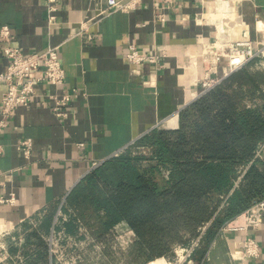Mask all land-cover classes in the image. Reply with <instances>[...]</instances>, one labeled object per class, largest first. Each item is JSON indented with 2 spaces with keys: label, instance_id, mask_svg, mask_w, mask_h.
Instances as JSON below:
<instances>
[{
  "label": "crops",
  "instance_id": "1",
  "mask_svg": "<svg viewBox=\"0 0 264 264\" xmlns=\"http://www.w3.org/2000/svg\"><path fill=\"white\" fill-rule=\"evenodd\" d=\"M227 2L241 23L231 37L249 39L253 46L264 39V0ZM219 3L142 0L136 8L98 14L105 0H56L51 12L47 0H0V25L9 26L11 44L24 51L57 45L65 70L60 85L38 83L35 98L44 103L18 105L0 134V172L12 168L9 178L0 173V195L15 192L13 204L0 202L1 226L16 230L38 214L46 218L94 162L156 126L178 125L179 110L199 92L202 47L215 40L227 20ZM49 13L55 15L52 22ZM129 43L164 53L156 62L131 63L124 57ZM2 45L0 38V71L8 61ZM63 88L76 94L66 113L58 115L50 108L49 93ZM2 89L0 83V95ZM24 137L32 139L29 158L16 147ZM248 232L259 243L258 256L233 259L230 252L245 232L219 229L206 251L195 250L187 264H264V212ZM163 258L144 264H164Z\"/></svg>",
  "mask_w": 264,
  "mask_h": 264
},
{
  "label": "trees",
  "instance_id": "2",
  "mask_svg": "<svg viewBox=\"0 0 264 264\" xmlns=\"http://www.w3.org/2000/svg\"><path fill=\"white\" fill-rule=\"evenodd\" d=\"M252 63L183 106L176 127L137 138L148 155L122 150L87 172L65 197L74 209L66 230L75 232L77 217L101 240L123 221L134 233L128 246L148 261L172 255L205 226L195 249L202 255L227 220L264 196V151L256 156L264 142V70Z\"/></svg>",
  "mask_w": 264,
  "mask_h": 264
},
{
  "label": "built area",
  "instance_id": "3",
  "mask_svg": "<svg viewBox=\"0 0 264 264\" xmlns=\"http://www.w3.org/2000/svg\"><path fill=\"white\" fill-rule=\"evenodd\" d=\"M142 3V0H105V5L99 10L98 14H105L113 9L129 10L136 8ZM57 7L56 0H47V9L49 12ZM54 14L49 13L47 18L49 22L54 19ZM83 23L80 29L85 27ZM0 38L3 40L2 50L7 57L8 61L6 67L0 71V83L3 84V89L0 95V134L3 128L8 124L10 115L14 112V109L18 105H26L35 100L38 103H44V99L36 97V85L38 83H46L49 85H60L65 80V70L62 65V61L58 52L57 45H48L46 48L34 51H24L20 46L11 44L10 42V28L7 24L0 25ZM164 52L145 51L141 46L135 43H129L127 49L124 52V57L131 63H139L144 60L156 62ZM264 54V39L256 42L253 46L251 40L242 39L238 36L218 37L210 43L205 44L201 50V58L203 61V73L196 80L198 84V95L204 91L210 89L214 85L220 82V80L232 70L244 65L256 56ZM221 62L224 63V69L222 73H218V66ZM76 94L75 90H69L63 88L61 92L49 93L51 99L50 108L58 115L66 113L65 106L71 100L73 95ZM197 95V96H198ZM196 96V97H197ZM16 147L20 150L21 154L25 158H29L32 152V139L30 137H24L18 140ZM264 142L258 145L256 156L263 157ZM3 150V144L0 141V152ZM122 149L115 151L112 155H117ZM94 162L93 166L100 163ZM245 168L241 170L235 183L241 178ZM0 173H4L6 178L12 174V168L4 169ZM61 199L57 211L54 215L49 231L46 233L40 232V235L48 242L49 253L56 252L59 245L58 241L63 237L66 238H90L89 230L84 226L83 222L79 218H75L77 229L74 233H67L64 222L69 220L71 216H74V212L62 211ZM0 202H7L13 204L15 202V192L9 191L8 195H0ZM264 212V196L254 199L251 204L244 210L234 215L227 220L220 229H233L242 230L245 232L244 236L237 241V246L230 252L233 259L244 260L249 257L258 256L260 253V246L254 235L250 234L248 230L250 228L257 227L263 217ZM42 220V214H38L37 217L31 218L28 222L32 225H39ZM61 226L56 229L55 226ZM205 226H202L200 233L193 237L187 244H176L173 247V253L167 256V264H187L191 262L194 250L200 245L201 236ZM14 229L7 228L0 225V253H4L0 256V261L4 258H8L10 253L8 251L9 245L6 240L2 239L3 236H11L12 238ZM122 231H118L115 237L118 240L117 247L122 248ZM133 231L131 228L126 230V238L123 240L124 246H127L133 239ZM95 238V237H94ZM20 241L23 238H19ZM81 240V239H80ZM63 248H60L62 250ZM20 250L17 249V253L10 255V257H19ZM57 256L54 263L56 264ZM21 264H24V258H19ZM12 264H18L14 261Z\"/></svg>",
  "mask_w": 264,
  "mask_h": 264
},
{
  "label": "rangeland",
  "instance_id": "4",
  "mask_svg": "<svg viewBox=\"0 0 264 264\" xmlns=\"http://www.w3.org/2000/svg\"><path fill=\"white\" fill-rule=\"evenodd\" d=\"M231 21V19L227 18L225 24L223 23L225 30L230 29ZM252 66L253 68L264 70V54L254 57ZM128 149L130 150L131 154L143 153L148 155L150 152L149 148L141 144H135V140L131 141L122 148V150ZM122 150L120 152H122ZM262 150H264V148ZM65 197L63 198L61 204L62 211L71 210V212H74V209L67 205ZM60 201H58V203L55 205L49 226L46 230L41 228L40 225L24 223L13 231L12 235L14 238L11 236H3L2 239L8 242V251L10 255L17 253L18 249L20 252L17 255L20 256H15L13 258V256L10 257L9 255L8 258L1 260L0 264H12L14 261H16L18 264H21L19 261V258L21 257L24 258V264H50V258L54 263L56 256V264H137V262L139 263L144 261L145 256L140 254L135 247H129L128 245L123 247V240L127 237L126 230L128 228V226H125L126 223L123 221L114 222L105 234L104 238L99 240L94 235H92L86 224L80 219L84 226L89 230L90 238L84 239L83 237H63L58 241L57 245H59V247L57 251L50 254L48 250V242L40 235V232L46 233L49 231ZM55 227L56 229H59L61 226L56 225ZM75 229H77L76 223ZM118 231H122V234H124L122 236V248L117 247L118 240L115 237V234ZM67 233L71 234L74 232ZM19 238H23V240L20 241ZM60 248L63 249L60 250ZM3 254L4 253H0V256H3ZM163 257L165 258L164 264H167V256H162V258ZM144 262L146 263L147 261Z\"/></svg>",
  "mask_w": 264,
  "mask_h": 264
},
{
  "label": "bare ground",
  "instance_id": "5",
  "mask_svg": "<svg viewBox=\"0 0 264 264\" xmlns=\"http://www.w3.org/2000/svg\"><path fill=\"white\" fill-rule=\"evenodd\" d=\"M218 8L222 11L225 18L227 17L228 19L232 20L230 22V29L229 30H225L223 26H222V28L220 27L218 37L220 38L222 36H224V37L227 36V38H229V37H231L230 36L231 30L232 29H240L241 23L235 22L234 11L232 10V8L229 5V3L227 2V0H220ZM238 37L241 38V36H238ZM242 39H244V38L242 37Z\"/></svg>",
  "mask_w": 264,
  "mask_h": 264
}]
</instances>
